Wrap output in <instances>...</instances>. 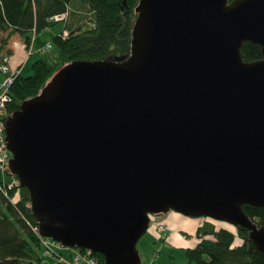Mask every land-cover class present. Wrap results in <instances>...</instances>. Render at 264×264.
<instances>
[{
  "label": "water",
  "instance_id": "1",
  "mask_svg": "<svg viewBox=\"0 0 264 264\" xmlns=\"http://www.w3.org/2000/svg\"><path fill=\"white\" fill-rule=\"evenodd\" d=\"M132 53L76 61L9 116L10 170L39 232L106 264H141L170 210L259 228L264 207V0H140ZM262 46L248 62L242 46Z\"/></svg>",
  "mask_w": 264,
  "mask_h": 264
},
{
  "label": "trees",
  "instance_id": "2",
  "mask_svg": "<svg viewBox=\"0 0 264 264\" xmlns=\"http://www.w3.org/2000/svg\"><path fill=\"white\" fill-rule=\"evenodd\" d=\"M140 0H0V61L10 54L11 37L19 34L26 47L39 42V33L51 27L54 17L69 11L62 32L54 37L57 49L32 64L33 73L15 74L9 86L4 119L18 111L24 101L37 97L52 77L76 61H121L132 53L133 29ZM65 31L68 32L65 35ZM242 57L252 62L263 58L262 46L247 41ZM10 168L0 169V264H75L74 250L49 254L39 224L31 210L30 193L16 183ZM243 210L264 227V207L243 205ZM219 227L205 219L197 229L198 243L183 248L190 264H264V250L251 238V230ZM82 253L88 250L79 248ZM99 264L105 256L91 252Z\"/></svg>",
  "mask_w": 264,
  "mask_h": 264
},
{
  "label": "rangeland",
  "instance_id": "3",
  "mask_svg": "<svg viewBox=\"0 0 264 264\" xmlns=\"http://www.w3.org/2000/svg\"><path fill=\"white\" fill-rule=\"evenodd\" d=\"M64 25H65L64 21L55 22L51 27L45 28L39 33V36L43 42H45L46 44L51 43L52 45V47L46 49L44 53L38 50L41 46H43L40 45L39 42L35 43L36 44L34 45L35 52L32 53L30 56H29V49L26 47V45H22V46L20 45L19 51L15 55L16 57L19 56L22 57V62H24V65H26L23 72L24 76L33 73L32 64L35 60L56 51L57 46L54 41V37L62 32ZM11 55L12 54H10L9 56ZM121 61L123 60L121 59ZM16 66L17 65H14L13 70H16L15 69ZM169 212L171 213L169 214ZM169 212L166 214H162L160 216H151L149 228L146 234L143 235L138 242V251L141 256V264H189L185 256L184 250L178 247L174 248V246H170V245L178 241L184 242L183 241L184 239L182 238L183 235L185 234L189 236V239L187 241L190 244H193L195 240L197 241V235L195 234V231L198 225V220L207 219L215 222L219 227L224 226L230 229H234V230L236 229L235 225L227 221L216 220L206 216L185 215L177 210H170ZM165 221L170 225L167 226L168 229L167 241L162 240L163 238L160 236L161 234L159 233L157 228L159 223ZM45 241H47L46 247L47 250L49 251L48 253L51 255L53 254V250H55V252L61 251L65 254L68 253L70 254L71 251L70 249H72L74 250L73 251L74 257L78 254V252H81L79 251V248H69L63 246L62 244H60L55 240L48 239ZM82 255L88 256L87 253H82ZM90 257L94 258L92 256ZM94 259L96 261V264H99L98 260L96 258ZM83 264H89V259L88 260L85 259L83 261Z\"/></svg>",
  "mask_w": 264,
  "mask_h": 264
},
{
  "label": "built area",
  "instance_id": "4",
  "mask_svg": "<svg viewBox=\"0 0 264 264\" xmlns=\"http://www.w3.org/2000/svg\"><path fill=\"white\" fill-rule=\"evenodd\" d=\"M69 16V11L65 13H61L56 15L53 19L56 22L59 21H65ZM68 32L65 31V35H67ZM51 43L45 44L41 46L38 50L40 52H45L46 49L51 48ZM29 56L35 52L34 44H32L29 48ZM0 72L6 73L8 76L4 79L2 83H0V169L6 170L10 166V161L13 157L12 151L9 149L8 141H7V121L4 119L5 114V107L7 101H9V86L12 84L15 74H17L18 71H15L12 69L10 65V56L5 55L3 59L0 61ZM16 183L20 185L19 179L17 178ZM158 231L161 234L160 236L162 238L167 237V226L164 223L158 224ZM45 245L47 244V241L44 242ZM49 252L48 250L46 251ZM91 251L88 250L87 255H82L81 252H78V254L73 258L75 264H83V261L85 259H89V264H96V261L94 258L90 257Z\"/></svg>",
  "mask_w": 264,
  "mask_h": 264
},
{
  "label": "crops",
  "instance_id": "5",
  "mask_svg": "<svg viewBox=\"0 0 264 264\" xmlns=\"http://www.w3.org/2000/svg\"><path fill=\"white\" fill-rule=\"evenodd\" d=\"M20 45H26L24 39L19 35V34H14L12 37H11V40L9 42V45H8V49H10V54H12L10 56V65L13 69L14 65H17L16 66V70L15 71H18V72H24V69H25V66L24 65V62H22V57H16V53L19 51V48H20ZM36 45V44H34ZM9 54V55H10ZM14 54V55H13ZM15 63V64H14ZM4 74V75H2ZM8 75L6 73H1L0 72V83H2L4 81V79L7 77ZM171 212H169L170 214ZM168 215V214H167ZM165 220V219H164ZM169 220V219H168ZM167 220V221H168ZM205 220H198V225L196 227V231H195V234H197V229L198 227L204 222ZM164 224H166V226H170L166 221L165 222H162ZM184 227V226H183ZM167 238H168V230H167V237H165V239L163 238L162 240H166L167 241ZM184 239L183 241L184 242H174V244H171L170 246H174V248L178 247V248H181L183 250V248H186V247H192V246H195L199 239L197 237V241L195 240V242L193 244H190L187 240L189 239V236L188 235H183V238ZM187 241V242H185ZM176 243V244H175Z\"/></svg>",
  "mask_w": 264,
  "mask_h": 264
}]
</instances>
